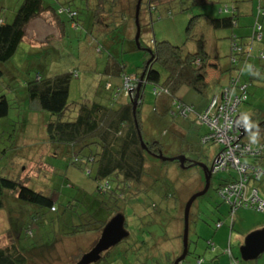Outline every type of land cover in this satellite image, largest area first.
Instances as JSON below:
<instances>
[{
    "label": "rangeland",
    "instance_id": "obj_1",
    "mask_svg": "<svg viewBox=\"0 0 264 264\" xmlns=\"http://www.w3.org/2000/svg\"><path fill=\"white\" fill-rule=\"evenodd\" d=\"M22 1L0 0V18L11 22ZM66 1L56 3L43 0L45 5L56 9L67 8ZM132 1L128 4V0H118L117 3L121 9L126 10V6H129L132 15ZM208 1L201 6L194 5L191 0L172 2L168 7L153 11L151 22L149 14L143 9L138 22L143 27L139 34V46L142 49H137L134 43L126 44L125 25L110 30L94 28L91 35L98 45L90 34L85 35L92 28L90 26L73 31L68 26L70 23H67L62 40L59 39L62 32L58 23L51 24L39 18L34 21L39 25L28 27L27 35L15 55L1 66L3 76L0 79V97H5L9 109L7 116L0 120V175L9 178L15 177L17 173H20V178L28 175L27 187L53 197L58 211L42 216L45 222L40 224L41 218H30L31 206L21 203L16 205L14 197H4L5 207L0 209V247L7 243L11 230L24 249L27 264H84V257L95 246L105 226L116 216L115 212L103 209L97 200L98 191L93 179L95 168L92 165L82 161L74 165L71 155L51 154V146L44 142L45 126L50 115L28 100L27 83L36 81L38 76L53 77L71 73L75 69L78 75L70 81L68 103L71 105L82 101L106 105L110 103L111 95L113 99L116 98L117 87L122 88L124 85L122 77L105 74L108 58L122 63L125 74L135 76L143 63L149 60L146 51L153 47L154 42H168L178 47L184 45L185 52H192L195 44L186 41V26L191 17L198 15L193 32L203 36L210 53L207 66L210 94L219 86L215 66L227 65L231 46L229 37L237 29L220 26V18L224 16L220 10L237 5L238 0ZM75 4L71 6L73 10ZM245 4L248 8L253 5L256 9L257 2L254 0L252 4L247 1ZM77 7L78 18L83 20L87 16L86 11L79 4ZM258 13L262 14L260 9ZM61 18L66 21L67 16ZM248 18L251 16H243L239 20ZM246 23L249 24V21L243 23V29L250 30ZM256 25L262 29L261 24ZM128 26L135 30L134 39L135 21L134 25L130 23ZM154 69L160 73L161 81L164 80L165 70L158 64L154 65ZM136 80L139 81V77ZM105 82L111 83L113 87L117 85L113 88V94L103 89ZM136 89L137 86L130 89L132 97ZM248 93L247 102L241 104L238 112L252 115V123L260 125L257 116L260 109L264 110V88L249 86ZM118 96V101L124 100L122 92ZM176 97L174 102L169 97L167 99L171 112L159 116L163 112V97L156 96L151 84L144 86L140 106L142 116L147 118L143 122V142L150 144L159 141L163 157L182 155L210 167L222 150V145L201 143V136L207 132L206 127L193 118L172 114V111H178L180 104L197 109L206 101L188 87H181ZM68 111L66 118L74 114L73 108ZM252 133L257 134V142H264V126L245 135V141L250 144H253L249 140ZM146 159L148 183L145 192L134 198L130 194L126 195L119 212L125 219L124 229L128 236L90 264H171L181 254L184 207L197 189H203V170L189 165L182 168L177 161L163 162L154 156H147ZM250 160L255 162L253 159L247 161ZM261 167L264 169V160ZM232 176V171L213 173L206 194L191 205L187 233L189 254L180 264H231L229 255L223 252L228 240L231 254L240 264H264V253L251 261H243L240 257V247L246 233L253 224L264 220V213L240 208L231 217L228 205L216 194L218 185ZM256 186L259 195H263V177L258 179ZM52 218L58 219L50 220ZM217 224L220 227L217 228ZM78 226H87L88 231L71 234ZM25 232H31V235ZM143 243L144 246H140Z\"/></svg>",
    "mask_w": 264,
    "mask_h": 264
},
{
    "label": "trees",
    "instance_id": "obj_2",
    "mask_svg": "<svg viewBox=\"0 0 264 264\" xmlns=\"http://www.w3.org/2000/svg\"><path fill=\"white\" fill-rule=\"evenodd\" d=\"M53 1L57 3L63 0ZM130 1L131 0H128V4ZM175 1L181 0H142L139 9L138 22L140 21V15L143 9L149 14L151 22V14L153 11H156L163 6L168 7ZM191 1L194 5L200 6L209 2L208 0ZM75 2L86 11L92 31L94 28L110 30L115 28V26L125 25L126 32L128 24L131 23L134 25L137 0L132 1V15L129 13V6H126L128 7L126 10L121 9V6L117 3L118 0H67V8L59 7L57 9L51 5H45L43 0H23L20 7L14 13L11 22L0 18V79L3 76L1 66L7 63L15 55L19 46L25 39V28L34 19L42 18L51 24L58 23L61 28L60 32H62V34H59L61 39L65 37V25L67 23H70L68 26L72 28L73 31L82 29V24L80 23L82 20L78 18V7ZM72 4H75L73 5L75 7L74 10L71 8ZM234 6L236 5L231 7L226 6L224 9L222 8L220 10V12L224 14V16L220 18V26L222 28H239L240 16ZM258 9H260L262 13L258 14L260 17H263L264 10L259 7ZM63 15L67 16L66 21L61 18ZM255 17L256 20H254ZM196 18H198V15L191 17L186 26V41H192L195 44V51L193 53L185 52L184 45L178 47L168 42L153 43V47L150 49L152 53V61L146 69L144 81L141 84L135 118L132 115V105L130 103L132 95H127L125 84L122 88H118L117 85L114 86L117 87L116 95H114L116 98L113 99V96L111 95L110 103L106 105L94 102L86 104V102L83 103L82 101L70 105L68 103L69 86L71 79L73 77L77 78L75 72H65L53 77L45 78H40L38 76V78L36 77V81L27 83L28 100L36 103L41 110L50 115V119L45 126L44 142L46 141V143L51 146V154L71 155L73 157L72 164L75 165L79 161H82L84 164H90L95 168L93 179L96 182V189L98 191L97 200L103 209L106 208V211H113L117 215V213L119 214L123 208V201H125L124 199L126 195L130 194V197L134 198L145 192V185L148 183V176H146V158L147 156L157 154L161 150V144L159 141L150 144L144 142L147 146V150H144L138 140L135 121L142 136L143 122L140 106L144 86L151 84L156 96H159V98L163 97L161 100L163 112L159 114V116L166 115L168 111L171 112V106L168 105V97L172 101L177 99L176 94L181 87H188L194 91L206 101V105L209 101L212 94H209L208 92L209 82H207V65L210 56L205 50L203 36L199 33L193 32L194 28L196 30ZM253 20L254 23L250 26V36L239 38L235 31L234 33H231V36L229 37L231 46L228 55V64L225 69L224 66L218 64V72L219 78L225 75L228 78L229 76L234 75L236 71H241L240 80H243L242 82L246 81L249 83V86L264 88V56L260 53L256 58H253V67L249 64V61L253 62V60H250L251 55L249 52L251 45L253 43L263 44V30L260 29V40H257L254 35L256 23H261L258 21L257 16H253ZM142 29L143 27L140 25V31ZM133 31L135 32L134 29ZM92 40L97 42L93 36ZM133 43L135 44L134 39ZM232 46L238 50L234 51ZM137 49L142 48L139 46ZM150 56L151 55H149V58ZM231 56L235 59L234 63L230 61ZM147 61L143 63L140 72L134 74L135 76H129L124 73L122 63H119L112 58H108L104 67V72L107 75L110 74L112 76L122 77L124 82L125 79H128L131 84L137 86L139 81H137L136 78L140 77L141 73L145 70ZM255 62L256 64L258 63V65H255ZM155 64L160 65L166 72V77L162 81L160 73L154 69ZM244 71L245 74L242 78ZM108 83L109 82H105L103 84V89L106 92L113 94L114 87L112 84ZM121 92L122 97L124 96L123 98L125 100L118 101L117 98ZM247 93L246 88V94ZM247 98L248 94L246 100L243 101L242 104L247 102ZM183 106L186 105H178V111L176 110V112L174 110V112L172 111V114L181 115L179 108L181 109ZM188 107L199 112L194 106ZM72 108L74 109V114L69 115V117L66 118V113ZM8 109L9 105L7 100L4 96H1L0 120L7 116ZM258 114L257 117H259L258 120L260 125L254 124L255 126L253 128L246 130L247 133L254 131L258 127L261 128L264 126V110L262 111L260 109ZM247 115L250 118V122H252L253 116L249 114ZM186 118H189V116ZM263 153L264 151L257 156H245L242 158V162L245 164H247V160L253 159L255 162L250 160V163L248 162L249 167L261 171V174H259L254 180H258L260 176L264 175V169L261 167V162L264 160ZM185 165L187 166L188 163ZM226 171H232L233 176L230 179L232 180L235 176V172L233 170ZM24 177L20 178V173H17L15 177L10 178L3 174L0 175V209L5 207L4 197L7 198V196H12L16 201L14 202L15 204L21 203L31 206L30 218H41L39 221L41 224L45 222V220H42V216L55 214L58 211V207L56 206L53 197H48L40 191H34L27 187L29 176L27 175V177ZM229 181L227 180L225 183H228ZM225 183L219 184V187ZM251 184L253 185V181ZM120 214L122 215V213ZM56 219L58 218H52L50 220ZM85 231H88L87 226L82 228L78 226L71 231V234H78ZM26 233L31 235V232H25V234ZM14 236L12 235L11 230H9L7 243L0 247V264H27L28 261L24 249L21 247L17 237ZM140 246H144V243ZM230 256L231 251L229 257Z\"/></svg>",
    "mask_w": 264,
    "mask_h": 264
},
{
    "label": "built area",
    "instance_id": "obj_3",
    "mask_svg": "<svg viewBox=\"0 0 264 264\" xmlns=\"http://www.w3.org/2000/svg\"><path fill=\"white\" fill-rule=\"evenodd\" d=\"M254 35L257 40L261 39V30L258 26L255 27ZM125 87L128 91L133 89L126 84ZM246 88L247 86L240 84L236 77H232L228 84L210 97L202 112H196L188 106L179 108L181 116H194L200 125L206 127L207 132L203 134L201 143L222 145L213 172L226 170L235 172L232 180L217 189L218 196L228 205L231 217L240 208L264 213V197L258 195L256 189L250 186V182L255 181L253 177L258 176L254 173L258 172L242 162L245 156L257 155L264 150V145L250 144L244 139L246 128L237 107L246 100ZM216 227L220 225L217 224ZM226 251L225 249L223 252ZM231 264L239 263L231 257Z\"/></svg>",
    "mask_w": 264,
    "mask_h": 264
},
{
    "label": "water",
    "instance_id": "obj_4",
    "mask_svg": "<svg viewBox=\"0 0 264 264\" xmlns=\"http://www.w3.org/2000/svg\"><path fill=\"white\" fill-rule=\"evenodd\" d=\"M142 0H137L136 7H135V27H136V34L134 36V42L139 48V34H140V27L138 23V15L140 4ZM150 56L149 60L146 62L145 70L141 73L139 77V84L137 89L135 90V94L132 100V115L135 118V111L137 107V102L139 99V92L141 88L142 81L144 80L146 69L148 68L150 62L152 61V53L150 50L146 51ZM135 127L137 129V136L141 147L144 150H147V146L143 142L142 136L140 131L138 130L137 123L135 121ZM157 159L166 162V161H177L182 168H184L186 163L189 166H196L200 167L203 170L204 174V187L199 192L194 193L189 197L187 200L184 213H183V233H182V252L181 254L175 259L173 264H180L188 254V240H187V233H188V214L191 208V205L195 202L196 199L202 197L206 194L210 187V179L212 175V167L201 164L199 162L191 161L186 159L184 156H177L174 158H166L163 157L161 152L153 155ZM125 219L122 215H116L104 228L100 238L98 239L95 246L91 249L90 252L86 254L84 257V264H90L99 259V255L104 251L108 250L113 245L117 244L120 240L128 236V233L124 229ZM262 253H264V230L254 232L249 234L245 240L243 245L240 247V257L243 261H251L257 259Z\"/></svg>",
    "mask_w": 264,
    "mask_h": 264
},
{
    "label": "crops",
    "instance_id": "obj_5",
    "mask_svg": "<svg viewBox=\"0 0 264 264\" xmlns=\"http://www.w3.org/2000/svg\"><path fill=\"white\" fill-rule=\"evenodd\" d=\"M247 1H251V3L253 4L254 3V0H238V1H236V3H237V5L236 6H234L236 9H237V11H238V14H239V16H240V18L241 17H243V16H247V15H249V16H251V18H248L247 20H239V28L240 29H236L235 30V33H236V35H237V37H239V38H242V37H248V36H250L251 35V32H250V30H248V29H243V23L245 22V21H249V24L248 23H246L247 24V26H248V28H251L250 26L254 23L253 22V16H257V19H258V21L261 23V25H262V30H263V40H262V43L263 44H260V43H257V44H255V43H253L252 45H251V48H250V60H253V58H256L257 57V55H259L260 53L264 56V16L263 17H260V15L258 14V12H257V10H258V7L260 6L263 10H264V0H256V2H257V4L255 5L256 6V9L254 8V6L253 5H250V7L248 8L247 7V5L245 4V2H247ZM239 18V19H240ZM252 19V20H251ZM37 20H39V18H37V19H34L33 21H31L30 23H29V25L25 28V30H26V35H27V29H28V27L30 26V25H33V27H34V25H39V24H36L34 21H37ZM40 20H42V19H40ZM255 20H256V17H255ZM42 22H43V20H42ZM80 23L82 24V30H84V29H86V26H90L91 27V25H90V20H89V17L87 16V17H85L82 21H80ZM35 28V27H34ZM65 28H66V31H67V27H66V25H65ZM129 29H130V31H129ZM97 30H100V29H97ZM132 31V33L130 34V32ZM91 32H92V29H90V31L88 32H86V34L87 35H89V34H91ZM133 29L131 28V27H129L128 25H127V32H125V34H124V39L126 40V44H129V45H132L133 44ZM201 35V34H200ZM26 37V36H25ZM87 37V36H86ZM65 38V37H64ZM59 39L60 40H62L61 39V37H59ZM41 42V41H40ZM31 45V47L33 46V44H30ZM97 45H98V41H97ZM205 50L207 51V48H206V44H205ZM195 51V50H194ZM194 51H192V52H187V53H193ZM207 53L209 54V56H210V53H209V51H207ZM255 53V55H252V54H254ZM209 64V63H208ZM228 64V63H227ZM249 64L252 66L253 64H254V60H253V62L251 61H249ZM255 65H258V63L256 64V62H255ZM208 66V65H207ZM224 66V69L226 68V66L227 65H223ZM247 66V65H246ZM23 67V66H22ZM253 67V66H252ZM215 69H216V75H215V77H216V79L217 80H219V86L215 89V90H213L212 91V94H211V96L214 94V93H216V92H218L221 88H223L225 85H226V83H227V77H226V75L225 76H222V77H220L219 78V72H218V64H216V66H215ZM248 70V69H247ZM75 72V74L77 73L76 72V70L74 69L73 71H72V73H74ZM244 74H245V72H244ZM78 75V74H77ZM208 78V77H207ZM208 82V81H207ZM245 83H247L248 84V86H247V92H248V88H249V83L248 82H246V81H244ZM108 84H111V83H108ZM247 94H249V93H247ZM210 96V97H211ZM125 100V99H124ZM128 101V100H127ZM161 105H162V101H161ZM206 106V102H205V104L203 105V106H201V107H199V108H197L196 110L197 111H201V110H203L204 109V107ZM163 108V107H162ZM239 114L242 116L244 113H240L239 112ZM141 116H142V111H141ZM189 118H193V120H195L194 119V116H189ZM146 119L147 118H144L143 116H142V122H145L146 121ZM153 142H156V140L155 141H153ZM249 161H247V164H249L248 163ZM260 177H263L264 178V176H260ZM259 177V178H260ZM231 179V177L229 178V179H227L228 181ZM227 180L226 181H223L222 182V184L223 183H225V182H227ZM258 180H255V181H253V185H254V187H256V188H258L257 186H256V182H257ZM221 184V183H220ZM218 187H219V185H218ZM217 187V188H218ZM216 188V189H217ZM200 190H202V188L201 189H197L196 191H195V193L196 192H199ZM260 192V191H259ZM262 196H264V193H263V195ZM197 212H198V210H197ZM261 230H264V220L262 221V222H259V223H255V224H253V226H252V228L246 233V237L249 235V234H251V233H254V232H258V231H261ZM245 240V239H244ZM209 245V244H208ZM211 245V244H210ZM226 248H229L230 249V243H229V240H228V242H227V245H226V247L224 248V250L226 249ZM215 250V249H214ZM223 250V251H224ZM230 251H231V249H230ZM188 255V254H187ZM231 257L233 258V259H235V260H237V258L235 257L234 258V256H232V254H231ZM231 257H229L230 258V260H231ZM238 261V260H237ZM230 263H231V261H230ZM238 263H239V261H238ZM240 264V263H239Z\"/></svg>",
    "mask_w": 264,
    "mask_h": 264
},
{
    "label": "bare ground",
    "instance_id": "obj_6",
    "mask_svg": "<svg viewBox=\"0 0 264 264\" xmlns=\"http://www.w3.org/2000/svg\"><path fill=\"white\" fill-rule=\"evenodd\" d=\"M225 12H226V11H225ZM257 26H258V25H256V28H257ZM258 27H259V26H258ZM232 48H233V50H234L235 47L232 46ZM236 50H238V49L235 48L234 51H236ZM230 61H231L232 63L235 62V59H234L233 56H231ZM240 75H241V71H236V73H235L234 75H231V76H229V77L227 78V83H226V84H228L229 80H230L232 77H236V78L238 79V81H239L240 84L248 85L247 83H244V82H242V81L240 80ZM143 81H144V80H143ZM143 81H142V82H143ZM124 83H125L126 85H128L129 87H132V88H134V87L136 86V85L134 86L133 84H131L130 81H129L128 79H125V82H124ZM138 84H139V83H138ZM137 86H138V85H137ZM126 93H127V95H131V94L129 93L128 89H127ZM209 99H210V98H209ZM132 100H133V97H131V99H130V103H131V105H132ZM138 100H139V99H138ZM137 104H138V102H137ZM241 104H242V102L238 105L237 110H239V107L241 106ZM238 113H239V112H238ZM246 130H247V129H246ZM246 130H245V133H247ZM255 144H258V145H264V142H256ZM262 151H264V150H262ZM262 151H260V153H258L257 155L261 154ZM257 155H247V156H248V157H253V156H257ZM217 158H218V156H216V157L214 158V160H213V162H212L213 166H214V163H215V161L217 160ZM249 168L252 169L253 171L258 172V173H254V175H255V174H256V175L261 174V171H260V170L255 169V168H253V167H249ZM212 172H213V167H212ZM213 173H215V172H213ZM213 173H212V174H213ZM249 173H250V172H249ZM251 173H252V172H251ZM257 177H258V176H257ZM257 177H256V178H257ZM256 178L253 177V179H256ZM251 183H252V182H250V186L254 187ZM255 189H256V188H255ZM256 192H257V194L259 195L257 189H256ZM226 253H227L228 255H230V251H229V250H227Z\"/></svg>",
    "mask_w": 264,
    "mask_h": 264
},
{
    "label": "clouds",
    "instance_id": "obj_7",
    "mask_svg": "<svg viewBox=\"0 0 264 264\" xmlns=\"http://www.w3.org/2000/svg\"><path fill=\"white\" fill-rule=\"evenodd\" d=\"M242 121H243V125L246 129H251L253 128L255 125L250 122V118L247 114H243L242 117H241ZM257 134L256 133H252L250 136H249V140L251 143H256L257 142Z\"/></svg>",
    "mask_w": 264,
    "mask_h": 264
},
{
    "label": "flooded vegetation",
    "instance_id": "obj_8",
    "mask_svg": "<svg viewBox=\"0 0 264 264\" xmlns=\"http://www.w3.org/2000/svg\"><path fill=\"white\" fill-rule=\"evenodd\" d=\"M117 215H119V214H117ZM95 244H96V243H95ZM104 252H105V251H104ZM102 254H103V253H101V254L99 255V258L102 256ZM98 260H99V259H98Z\"/></svg>",
    "mask_w": 264,
    "mask_h": 264
}]
</instances>
